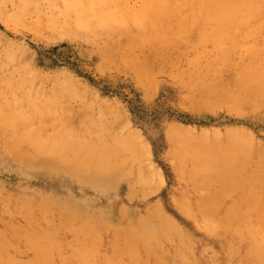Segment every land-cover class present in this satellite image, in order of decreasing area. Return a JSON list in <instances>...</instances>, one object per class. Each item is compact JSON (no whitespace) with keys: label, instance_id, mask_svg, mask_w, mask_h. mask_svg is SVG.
I'll use <instances>...</instances> for the list:
<instances>
[{"label":"rangeland","instance_id":"obj_1","mask_svg":"<svg viewBox=\"0 0 264 264\" xmlns=\"http://www.w3.org/2000/svg\"><path fill=\"white\" fill-rule=\"evenodd\" d=\"M177 1L0 0V93L2 92L0 94V123H2L0 124V127H2L0 128V242L3 244L0 243V257L3 260H0L2 262L0 264H5L6 261H9V264H21L22 262L16 263L19 260L24 261L22 264H46L45 262L48 264L49 261L52 264H82V260L86 256H88L86 260L90 264H126L130 259V254L131 257H134L129 251V242L126 239L127 232L115 237L114 228L112 227L115 225L127 226L128 222H132L134 225L138 223L145 224L149 228L154 226L158 230L153 232L154 240L149 250L138 247L137 257H135L136 264H169V262L170 264H199L200 262L202 264H255V258L250 253L249 240L246 238V232L242 229L243 222L253 221L255 217L251 211L247 215L244 214L245 212L244 215H241L240 212L245 211L247 207L245 203L244 205L242 201H239L241 192H235L234 195L231 194V197L230 195L226 196L224 202L223 198L211 199L213 197L210 196L209 192L205 193L206 191L196 189L194 191L188 181L178 175L180 162H178L177 155L179 150L180 153L186 151L185 154L188 151V155L195 153L194 146L198 151L196 153L201 150V152H204L206 148L211 150L214 155H220L223 152L222 149H225L229 143L236 139L237 144L240 146L242 143L245 148L242 153L246 155L248 154L247 150H249V157L251 158L250 160L248 158L250 162H248L242 174L250 173L256 166L259 169L260 166L263 168L264 90L261 87L264 84L259 82L258 84L256 80L264 76V0H225V3L222 2L223 0L221 2L218 0V4L214 3V5L215 0ZM220 3L222 4L219 5ZM201 7H204V9ZM259 7L260 9H258ZM209 9L212 10H210L209 15H206ZM236 9L238 11L242 9L240 15H238L240 11L238 13V11H235ZM216 10L218 11L216 12ZM219 12L222 15H219ZM215 13L218 17L216 16L214 20ZM232 13L235 15L231 16ZM197 17H199V20L196 19ZM227 17H234L235 19L229 21L230 19ZM190 20L193 23L195 20L199 23L193 24ZM184 23L187 27L183 26ZM187 23L192 27L188 28ZM212 28L214 31L211 30V32L210 29ZM225 28L228 32L230 31L227 35L224 34L228 33ZM260 79L258 81H261ZM240 85L244 88H240ZM246 85H250L251 88L247 87L250 90L254 88V91L253 89L250 92L249 89L246 91ZM66 91H68L67 95ZM70 92L72 93L70 94ZM239 93L242 94L238 97H242L239 99L240 103L237 102L239 101L237 99ZM255 96H257L256 99ZM234 98L237 100L232 101L235 100ZM40 99L42 104L39 102ZM254 99L255 101L258 99V106L252 104L256 103ZM260 99L263 102L259 101ZM239 104L242 105L239 106ZM236 105L239 106H237L238 110H235ZM231 107H234L233 110L243 113L235 112ZM240 108L244 111H241ZM8 109L10 110L8 111ZM101 116L103 119L105 118L104 123ZM17 118L19 123L16 120ZM19 118H22V120ZM63 118L64 120H62ZM87 120H89L88 124L86 123ZM35 122L39 125L36 126ZM110 125H112L110 129L112 133L109 131ZM100 126L105 131L107 129L113 137L119 133L115 137L118 142L115 138L112 140L107 132L99 128ZM64 129H67L68 132ZM175 130L178 132L176 136L173 134L177 133ZM16 131L19 132L17 137L18 132L16 133ZM86 132H90V134L92 132L93 135L96 132V137H99L98 139L95 136V138L91 137L93 135ZM104 132L108 139L109 136L111 137L112 141L109 139L110 143L114 141L113 148L118 149L120 145L122 150L112 149V145L107 139V142L111 145L110 148L108 147L109 144H106V146L105 143L103 144L107 149L109 148L110 152L120 153L121 151L126 153L118 154L117 158L115 157L116 153L115 155L110 154L113 162L114 159L116 160V165L115 162L114 164L111 163L112 159H106L109 160L108 162L111 161L110 168H106V171L111 169V172L109 171L111 174L108 171H104L105 173L100 172L95 166L92 167V169L99 172V176L96 173L99 178H107L106 180L110 181H113L114 178L115 180L114 187H107L102 192L96 191L90 184L81 183L69 171L59 169L60 163L55 160L57 157L54 156V159L48 158L49 155L52 154L53 156L56 153L48 152L46 147L43 148L49 139L52 145L53 143L62 144L61 146L58 144L59 147H56L60 150L64 146L61 148L63 151L67 147L64 145L65 143L73 141V145L76 146L77 140L81 136L86 138L88 135L98 141L103 138ZM183 133L185 134L183 135ZM69 134L71 138L68 136ZM75 134L79 137L78 139ZM112 134H115V136ZM181 134L183 137H180H182L181 140L184 138V143L180 141L179 135ZM56 135L59 137L63 135L64 137L62 136L60 139ZM85 135L86 137H83ZM241 135L243 140H240ZM47 136L49 137L47 138ZM103 136L106 139V136ZM21 137L28 140L25 141ZM56 137L58 141L60 139V142L57 141ZM134 137L137 138L134 139ZM176 137L179 140H176L177 145L174 143ZM187 137L188 140L191 137V141L194 139V143L196 142L191 145L190 149L188 147L191 141L189 140L190 143L187 142ZM62 138L72 140L69 139L70 141L64 142ZM244 138L250 141L247 142L248 140L246 141ZM75 139L77 140L75 141ZM17 141H22L26 145H28V141L30 144L32 141L33 143H42L40 144L44 150L42 153L44 152L43 155L47 158L43 157L41 153L40 159H38L39 156H34L38 161L33 162L34 159L27 162L30 159L20 155L24 154L23 152L15 151L14 149H17V146L13 148V143L16 142L14 145H17ZM134 141H136L134 145L138 144L137 147L135 146L138 150L132 148ZM124 142H126V145ZM180 142L183 145L178 144ZM115 143L118 146L114 145ZM25 144L23 145L25 146ZM202 144L203 147L205 146L204 150L201 147ZM204 144H207L208 147ZM67 145L70 146L71 143ZM73 145L70 148H73ZM124 146H126V149ZM105 147L104 153L106 152ZM209 147L211 148L208 149ZM247 147L248 149H246ZM145 148L149 151L146 152ZM261 150L263 156L260 155ZM138 152L140 153L137 154ZM85 153L86 151L83 150L80 155L89 158V160L94 159L93 154H88L87 157V153ZM104 153L101 150L102 156ZM147 153H150V155H146ZM123 154H126V157H123L125 156ZM24 156H27L26 152ZM127 156L129 157L128 162H126ZM103 157L106 158V156ZM120 157H123V159L121 158L123 161ZM259 158L263 163L260 160V166H258ZM92 160L91 162L94 163ZM132 160H135V162ZM120 162L121 164L117 165ZM132 162L133 167L131 166ZM47 164L51 165L50 168L54 167V170L45 167ZM120 165L125 166L126 169ZM112 166H118V168ZM119 166L121 167L120 170L122 171L123 168V173L128 175H124L123 179L122 175L118 174V172L123 174L119 171ZM249 166L252 167L251 170ZM136 167L138 168L136 169ZM112 168L114 170L118 169V172L116 170L114 172ZM89 169L87 171H91L90 173L96 171ZM131 169L132 171H130ZM138 169L143 170L139 172ZM127 171L128 173H126ZM262 171V175H264V170L262 169ZM100 173H103V175L101 176ZM139 173L141 174L139 175ZM109 175L110 177H108ZM141 175L147 176L149 181L147 177L145 179ZM119 176L120 179H118ZM140 180L141 183H139ZM262 181L261 187H264V176ZM143 185L146 186L143 187ZM262 189L264 191V188ZM263 191L262 195H264ZM254 194L257 196L259 191L256 190ZM257 197L263 198L261 202L264 204V197ZM258 199L257 203L260 200ZM43 201H46V203H42ZM181 203L187 207L185 210ZM61 204H66L78 214H85L96 222V227L89 231L86 239L82 232L75 231L72 228L73 225L67 220V216L62 212V214L60 213L62 211ZM262 204L260 206L257 204L260 210H264ZM39 205L42 208H39ZM228 205L229 209H232L227 211L226 214ZM241 205L242 210L240 209ZM44 206L50 207L49 211H47L48 209L44 211ZM214 207H219L221 210L218 208L216 213L217 210ZM121 209L123 212H121ZM200 209H212L210 212L213 219L215 218L214 220L222 223V225L219 226V223H217L218 225L212 226L211 221L203 220ZM28 210L31 211L29 213L32 215L31 218ZM260 210H255V212L264 215V211ZM50 211L53 212L50 213ZM86 211L88 214H86ZM44 212L50 214L46 213L47 217L45 218V215L43 216ZM57 212H59V215ZM40 216L44 218L40 220ZM104 217H106V220ZM43 219L48 220L46 222L48 223L47 226ZM208 225L210 226L208 227ZM15 227L19 229L17 230ZM214 227L218 229H214ZM192 228L194 231L191 230ZM162 230L170 236L162 234ZM46 231L51 232L52 235ZM46 234L52 237L48 236L49 238H46ZM55 236L57 237L55 238ZM89 237L91 238L89 239ZM206 238L210 239L207 240ZM44 239L51 240L53 244L56 242L52 246L58 249L56 253L46 254L47 251L43 249ZM39 241L40 243H38ZM83 241H86L85 244ZM92 242L96 245H89ZM116 243L119 245L117 246ZM81 245L86 251L84 257L80 255ZM87 247L88 249H85ZM217 247L219 248L217 249ZM50 256H52V259ZM139 258H143V262H140L141 259ZM11 260L13 261L11 262ZM86 260L84 259L87 263Z\"/></svg>","mask_w":264,"mask_h":264},{"label":"bare ground","instance_id":"obj_2","mask_svg":"<svg viewBox=\"0 0 264 264\" xmlns=\"http://www.w3.org/2000/svg\"><path fill=\"white\" fill-rule=\"evenodd\" d=\"M212 1H214V0H212ZM233 1V0H232ZM231 1V2H232ZM240 1H242V0H240ZM251 1V0H250ZM253 1V0H252ZM171 2H172V0H171ZM177 2H181V1H177ZM207 2V1H206ZM217 2H219L218 0H215V2H213V5H214V3H216V4H218ZM220 2H221V0H220ZM222 2H224L225 3V0H223ZM249 2V1H248ZM258 2V1H257ZM260 2V1H259ZM210 3H211V1H210ZM209 3V4H210ZM224 3H223V5H224ZM228 3V2H227ZM230 3V2H229ZM194 4H195V2H194ZM222 3H220L219 5H221ZM240 4V2L238 3V5ZM247 4V3H246ZM205 5H206V3H205ZM205 5H203V6H205ZM222 5V6H223ZM241 5V4H240ZM240 5H239V7H240ZM251 5V4H250ZM262 5V4H261ZM260 5V6H261ZM199 6V5H198ZM232 6V5H231ZM243 6V5H242ZM245 6V5H244ZM252 6H253V4H252ZM200 7V6H199ZM198 7V8H199ZM212 7H214V6H212ZM219 7V6H218ZM235 7V6H234ZM236 7H238V6H236ZM202 9H204V7H201ZM211 8V7H210ZM228 8V7H227ZM230 8V7H229ZM243 9H244V7H242ZM208 9V8H207ZM214 9V8H213ZM219 9V8H218ZM222 9V8H221ZM247 9H250V8H247ZM247 9H245L246 11H247ZM258 9H260V7L258 8ZM257 9V10H258ZM195 10H196V8H195ZM210 10H212V9H209V11L208 10H206V11H208V13H206V15L208 14H210L209 12H210ZM229 10V9H228ZM231 10V9H230ZM242 10V9H241ZM241 10H239L240 11V13H239V11H238V9H236L235 11L237 12L238 11V15H240L241 14ZM251 10L253 11V9L251 8ZM218 10H216V12H217ZM221 11V10H220ZM234 11V12H235ZM245 11V12H246ZM256 11V10H255ZM254 11V12H255ZM200 12V11H199ZM198 12V13H199ZM205 12V11H204ZM203 12V13H204ZM214 12H215V9H214ZM248 12V11H247ZM196 13V12H195ZM220 13V12H219ZM218 13V14H219ZM223 13V12H222ZM225 13H226V11H225ZM230 13V12H229ZM242 13H244V12H242ZM216 14V13H215ZM233 14V13H232ZM231 14V16H234L235 14H233L232 15ZM199 15V14H198ZM201 15H202V13H201ZM205 15V16H206ZM212 15V14H211ZM219 15H222L221 13L219 14ZM238 15H237V17H238ZM245 15V14H244ZM195 16V15H194ZM217 16V14L214 16V20H215V17ZM243 16V15H242ZM203 17V15L201 16V18ZM212 17V16H211ZM211 17H209V18H211ZM218 17V16H217ZM220 17V16H219ZM199 17H197L196 19L197 20H199L198 19ZM206 18V17H205ZM204 18V19H205ZM207 18H208V16H207ZM227 18H229V17H227ZM192 19H193V16H192ZM230 20L229 21H231V19H235L234 17L233 18H229ZM189 20V19H188ZM187 20V21H188ZM200 20H202V19H200ZM226 20V19H225ZM191 21V20H190ZM223 22H225L224 20H222ZM228 21V22H229ZM192 22V21H191ZM190 22V23H191ZM218 22V21H217ZM220 22V21H219ZM235 22V21H234ZM189 23V22H188ZM187 23V25H189ZM193 23V22H192ZM196 23H199V22H197L196 20H195V22L193 23V24H196ZM208 23V22H207ZM230 23V22H229ZM233 23V22H232ZM231 23V24H232ZM186 23H184L183 24V26L185 25ZM213 24V23H212ZM218 24V23H217ZM221 24H222V22H221ZM233 24H235V23H233ZM210 25V24H209ZM219 25V24H218ZM186 26V25H185ZM222 26V25H221ZM228 26V25H227ZM187 27V26H186ZM192 27V26H191ZM190 27V25L188 26V28H191ZM209 27V26H208ZM225 27V26H224ZM229 27V26H228ZM231 27V26H230ZM195 28V27H194ZM220 29L222 28V27H219ZM187 29V28H186ZM186 29H185V31H186ZM220 29H219V31H220ZM231 29V28H230ZM148 30V29H147ZM211 30H213V28L212 29H210V31ZM225 30L227 31V29L225 28ZM131 31V30H130ZM187 31H188V29H187ZM190 31V30H189ZM214 31V30H213ZM225 31V32H226ZM178 32V31H177ZM192 32H193V30H192ZM191 32V33H192ZM212 32V31H211ZM221 32V31H220ZM228 32V31H227ZM230 32V31H229ZM229 32L228 33H224V34H229ZM172 33V32H171ZM187 33V32H186ZM215 33H216V31H215ZM222 33V32H221ZM184 34V33H183ZM212 34V33H211ZM186 35V34H185ZM209 35H210V33H209ZM215 35V34H214ZM184 36V35H183ZM216 37H217V35H215ZM152 37V36H151ZM164 37V36H163ZM181 37H182V34H181ZM188 37H189V35H188ZM210 37V36H209ZM167 38L169 39V37L167 36ZM207 38V37H206ZM211 38V37H210ZM124 39V38H123ZM161 39V38H160ZM164 39V38H163ZM212 39V38H211ZM165 40H166V37H165ZM175 40H177V39H175ZM210 40V39H209ZM150 41V40H149ZM202 41V40H201ZM204 41V40H203ZM153 42V41H152ZM205 42H207V41H205ZM170 46V45H169ZM113 52V51H112ZM7 76V75H6ZM262 76V75H261ZM3 77V76H2ZM263 77L264 76H262V77H259V79L261 80V81H258L259 79H257L256 80V82L258 83H263L264 84V81L262 82V79H263ZM5 78V77H4ZM152 78V77H151ZM254 82H255V80H254ZM255 82V83H256ZM254 83V84H255ZM258 83V84H259ZM61 85V84H60ZM251 85V84H250ZM250 85H246V91L249 89L248 87H250ZM252 85H253V83H252ZM3 86V85H2ZM248 86V87H247ZM254 86H257V85H254ZM253 86V87H254ZM259 86V85H258ZM257 86V87H258ZM264 86V85H263ZM261 87V88H263V90H264V87ZM19 88V87H18ZM238 88V87H237ZM240 88H244V87H241V85H240ZM251 88V87H250ZM256 88V87H255ZM1 89V88H0ZM3 89V88H2ZM253 89V91H254V88H252ZM252 89L250 90H248L249 92L250 91H252ZM18 90V89H17ZM240 90V89H239ZM256 90V89H255ZM15 91V90H14ZM26 91V90H25ZM37 91V90H36ZM43 91V90H42ZM52 91V90H51ZM244 91H245V89H244ZM261 91H262V89H261ZM7 92V91H6ZM29 92V91H28ZM38 92V91H37ZM67 92L68 91H66V95H67ZM78 92V91H77ZM2 93V92H1ZM0 93V94H1ZM14 93V92H13ZM44 93V92H43ZM42 93V94H43ZM72 92H70V94H71ZM211 93H212V91H211ZM5 94V93H4ZM9 94V93H8ZM7 94V95H8ZM38 94V93H37ZM210 94V93H209ZM241 93H239L238 94V96H237V99L239 100V99H241V98H238V97H240L239 95H240ZM244 94H246V93H244ZM248 94V93H247ZM253 94V93H252ZM257 94H258V92H257ZM16 95V94H15ZM213 95V94H212ZM236 95V94H235ZM242 95V94H241ZM260 95H261V93H260ZM264 95V94H263ZM262 95V96H263ZM12 96V95H11ZM26 96V95H25ZM34 96V95H33ZM37 96V95H36ZM35 96V97H36ZM49 96V95H48ZM58 96V95H57ZM74 96V95H73ZM209 96V95H208ZM230 96H232V94H230ZM9 97V96H8ZM43 97H44V95H43ZM69 97H70V95H69ZM83 97V96H82ZM256 97L257 96H255L254 98L256 99ZM6 98V97H5ZM51 98H52V96H51ZM61 98H63L62 96H61ZM232 98V97H231ZM236 98V97H235ZM234 98V99H235ZM245 98H247V97H245ZM20 99V98H19ZM53 99H54V97H53ZM83 99V98H82ZM237 99H235V100H232V101H236ZM249 99V98H248ZM247 99V101H249ZM255 99H254V102H256V103H252L253 105H257L258 103V99L255 101ZM13 100V99H12ZM33 100V99H32ZM41 100V99H40ZM44 100H45V98H44ZM50 100V99H49ZM81 100V99H80ZM228 100V99H227ZM18 101V100H17ZM29 101L31 102V100L29 99ZM45 101H47V100H45ZM56 101V100H55ZM67 101V100H66ZM85 101V100H84ZM225 101H226V99H225ZM259 101H261V102H263V100H259ZM10 102V101H9ZM34 102V101H33ZM39 102H41L40 104H42V100L41 101H39ZM50 102V101H49ZM230 102H231V100H230ZM230 102H228V103H230ZM237 102H239L240 103V100L239 101H237ZM250 102H252V101H250ZM17 103V102H16ZM37 103H38V101H37ZM44 103V102H43ZM55 103V102H54ZM65 103V102H64ZM222 103V102H221ZM227 103V102H226ZM233 103V102H232ZM15 104V103H14ZM31 104H32V102H31ZM48 104V103H47ZM53 104V103H52ZM231 104V103H230ZM236 104V103H235ZM246 104H248V103H246ZM251 104V103H250ZM2 105H3V103H2ZM13 105V104H12ZM11 105V106H12ZM27 105V104H26ZM44 105V104H43ZM46 105V104H45ZM233 105H234V103H233ZM242 105V104H241ZM240 104H239V106H241ZM259 105V104H258ZM257 105V106H258ZM38 106V105H37ZM232 106V105H231ZM238 105H236V108H235V110H238L237 108L239 107H237ZM243 106H245L244 104H243ZM250 106H252V105H250ZM45 107V106H44ZM249 107V106H248ZM25 108V107H24ZM33 108V107H32ZM87 108V107H86ZM228 108V107H227ZM232 108V107H231ZM234 108V107H233ZM233 108H232V110H233ZM243 108V107H242ZM242 108H240L241 109V111H244V110H242ZM258 108V107H257ZM4 109H6V108H4ZM56 109V108H55ZM64 109V108H63ZM239 109V110H240ZM244 109H246V108H244ZM10 109H8V111H9ZM31 111H32V109H30ZM40 110V109H39ZM79 110V109H78ZM235 110H233V111H235ZM55 111V110H54ZM70 111V110H69ZM252 111V110H251ZM258 111V110H257ZM6 112V111H5ZM23 112V111H22ZM21 112V113H22ZM57 112V111H56ZM55 112V113H56ZM59 112V111H58ZM57 112V113H58ZM88 112V111H87ZM106 112H107V110H106ZM112 112V111H111ZM235 112H240V111H235ZM8 113V112H7ZM10 113H12V112H10ZM24 113H25V111H24ZM24 113H22V114H24ZM34 113V112H33ZM51 113V112H50ZM240 113H243V112H240ZM15 114V113H14ZM13 114V115H14ZM18 114H20V113H18ZM36 114V113H35ZM40 114V113H39ZM245 114V113H244ZM7 115H9V114H7ZM15 115H17V114H15ZM25 115V114H24ZM28 115V114H27ZM60 115V114H59ZM71 115V114H70ZM35 116H37V115H35ZM42 116V115H41ZM8 117V116H7ZM25 117V116H24ZM115 117V116H114ZM10 118H12V117H10ZM27 118V117H26ZM77 118V117H76ZM87 118V117H86ZM19 119H21L22 120V118H19ZM28 119H29V117H28ZM30 119H31V117H30ZM34 119H35V117H34ZM42 119V118H41ZM84 119V118H83ZM93 119V118H92ZM105 119V118H104ZM104 119L102 118V116H101V120H103V123H104ZM113 119V118H112ZM8 121L10 120L9 118L7 119ZM17 120V122L19 123V121H18V118L16 119ZM23 120H24V118H23ZM62 120H64V118L62 119ZM79 120V119H78ZM94 120H96V119H94ZM100 120V121H101ZM72 121V120H71ZM74 121V120H73ZM88 121L89 120H87V124H88ZM90 121H91V119H90ZM15 122V121H14ZM24 122H25V120H24ZM38 122V121H37ZM96 122V121H95ZM98 122H99V120H98ZM82 123V122H81ZM103 123H101V125H103ZM0 124H2V123H0ZM35 124H36V122H35ZM38 124V123H37ZM37 124H36V126H37ZM40 124H42V123H40ZM74 124V123H73ZM98 124V123H97ZM39 125V124H38ZM75 125V124H74ZM7 126V125H6ZM9 126V125H8ZM7 126V127H8ZM11 126V125H10ZM91 126V125H90ZM111 126L112 125H110V128H109V131H110V129H111ZM7 127H5V128H7ZM21 127V126H20ZM29 127V126H28ZM35 126L33 125V128H34ZM65 127V126H64ZM102 126H100L99 128L102 130L103 128H101ZM103 127L104 128H106L105 127V125H103ZM122 127V126H121ZM0 128H2V127H0ZM27 128V127H26ZM32 128V127H31ZM99 128H97V129H99ZM120 128V127H119ZM127 128V127H126ZM8 129V128H7ZM24 129H25V127H24ZM63 129V128H62ZM71 129V128H70ZM122 129V128H121ZM172 129V128H171ZM177 129V128H176ZM1 130V129H0ZM18 130H19V128H18ZM21 130V129H20ZM33 130H35V129H33ZM57 130H58V128H57ZM61 130V129H60ZM65 130V129H64ZM67 130V129H66ZM65 130V131H66ZM73 130V129H72ZM80 130V129H79ZM94 130H95V128H94ZM100 130V132H102ZM104 131H105V129H103ZM124 130V129H123ZM8 131H9V129H8ZM93 131V130H92ZM96 131V130H95ZM99 131V130H98ZM114 131V130H113ZM119 131V130H118ZM134 131V130H133ZM176 131V130H175ZM18 131H16V133H17ZM31 132H33L32 130H31ZM61 132V131H60ZM66 132H68V131H66ZM66 132H65V134H66ZM80 132V131H79ZM81 132H82V129H81ZM105 132H107V134H109V132L107 131V129H106V131ZM104 132V133H105ZM115 132V131H114ZM113 132V133H114ZM120 132V131H119ZM171 132V131H170ZM174 132V131H173ZM177 132V131H176ZM230 132V131H229ZM83 133V132H82ZM81 133V134H82ZM86 133H89L90 134V132H86ZM96 132H94V135L92 134V132H91V134L93 135V136H91V137H96V134H95ZM103 133V135H105L106 136V133L104 134ZM110 133H112L111 131H110ZM115 133H117V132H115ZM128 133V132H127ZM131 133H133V132H131ZM243 133V132H242ZM241 133V134H242ZM6 134H7V130H6ZM55 134H56V132H55ZM61 134V133H60ZM68 134V133H67ZM78 134V133H77ZM80 134V133H79ZM90 134V135H91ZM98 134V133H97ZM99 134H101V133H99ZM134 134H135V132H134ZM137 134V133H136ZM173 134H175V136H176V134H178V132L177 133H173ZM185 133H183V135H184ZM17 135H19V132H18V134H16V137H17ZM35 135H37V134H35ZM47 135V134H46ZM58 135H59V133H58ZM58 135H56L57 137H59ZM63 135H64V133H63ZM62 135V136H63ZM76 135V134H75ZM74 135V136H75ZM83 135V134H82ZM90 135H88L87 137H86V135L85 136H83V137H86V138H82V136L80 137V139H78L79 137L76 135L75 137L78 139H75V141L77 140V145L76 146H74L73 145V141H70V140H72L73 139V137H72V139H70L71 138V135L69 134L68 136L70 137V138H68V139H66V140H64L63 138V140H64V142H68V141H70V142H68L69 143V145H70V143H71V147H72V145L74 146L73 148H70V146H68L67 144L68 143H65L64 145L65 146H67V147H65L64 149H63V151L61 150V148H63V147H61L60 148V150H59V148H57V147H59L58 146V144L57 143H53V145L50 143V140L48 139V143H45V146L43 147V148H45L46 147V149L48 150V152H55L56 153V155H53L52 156V154L51 155H49V159L50 158H53L54 156L55 157H57L58 159H59V161H58V159L56 158L55 160H57V162H59L58 164H59V169H62L63 171L64 170H66V171H69L73 176H76V178L81 182V183H84V184H90L92 187H93V189H95L96 191H98V192H102V191H104L107 187H111V186H113V184L115 185V180H114V178H113V181H110V180H106L107 178H105V179H101V177L99 178L98 176H99V172H97V170L96 169H92V167H94L95 166V168H97L100 172H103V173H105L104 171H106V168H110V166H111V164H110V162H108L109 160H111L112 159V162L111 163H113L114 164V162L116 161L115 159H114V162H113V158H110V156L112 155V154H114L115 155V153L116 152H114V153H112V152H110V150H109V148H110V146L112 145V149H117V148H113V143H114V141H113V143H110L112 140H113V138H115V137H117L118 135H119V133L115 136V134H112V135H114L115 137H113V136H111V134H109L111 137H112V140L110 139L111 137L109 136V139L111 140V141H109V139H108V137L106 136V139L104 138V136L102 135V137L103 138H101V140H98V141H96L97 139H98V137L99 136H97L96 138V140H94V139H92V138H90ZM243 135V134H242ZM241 135V136H242ZM245 135H247V134H245ZM61 136V137H62ZM128 136V135H127ZM134 136V135H133ZM139 136V135H138ZM180 136H182V134L181 135H179V138H180V141L181 142H183L184 143V138L181 140V138L183 137H180ZM204 136V135H203ZM233 136V135H232ZM240 136V137H241ZM23 137V136H22ZM21 137V138H22ZM29 137V136H28ZM49 136H47V138H48ZM57 137H56V139H57ZM61 137H59L60 139H61ZM64 137V136H63ZM74 137V138H75ZM90 139H89V138ZM94 137V138H95ZM101 137V136H100ZM237 137V136H236ZM25 138V137H24ZM34 138H35V136H34ZM39 138V137H38ZM43 138V137H42ZM46 138V139H47ZM88 138V140H90V141H88V140H86ZM123 138V137H122ZM130 138V137H129ZM128 138V139H129ZM137 138V137H136ZM135 137H134V139H136ZM171 138V137H170ZM177 138V139H176ZM175 138V142L174 143H176L177 141H179L178 140V137H176ZM190 139V141L192 140L191 139V137H189ZM13 139H15V138H13ZM23 139V138H22ZM32 139V138H31ZM37 139V138H36ZM60 139H59V141H58V139H57V141L58 142H60ZM70 139V140H69ZM100 139V138H99ZM103 139H105V140H103ZM107 139H108V142L111 144H109L108 142H107ZM116 139V138H115ZM119 139V138H118ZM140 139H142L141 137H140ZM186 139V138H185ZM216 139H217V137H216ZM244 139H246V138H244ZM248 139H250L249 137H248ZM248 139H246V141L248 140ZM18 140H20V139H18ZM23 140H25V139H23ZM28 140V139H27ZM27 140H25V141H27ZM30 140V139H29ZM33 140V139H32ZM43 140V139H42ZM45 140V139H44ZM51 140H52V138H51ZM54 140V142H56V140L55 139H53ZM62 140V141H63ZM93 140V141H92ZM117 140V139H116ZM120 140H122L121 138H120ZM131 140V139H130ZM129 140V141H130ZM177 140V141H176ZM187 140H188V137H187ZM187 141V142H189L190 143V141ZM199 140H201V139H199ZM198 140V141H199ZM203 140H204V138H203ZM239 140V139H238ZM240 140H243V136H242V138L240 139ZM16 141V140H15ZM37 141V140H36ZM62 141H61V143H62ZM99 141H101V142H99ZM105 141V142H104ZM126 141H128V140H126ZM137 141V140H136ZM136 141H134V143H133V145L135 144V142ZM223 141V140H222ZM237 140L235 139V140H233V142L232 143H229L226 147H225V149H222V153L220 154V155H214L213 153H211L212 151L211 150H207L206 148H205V146L203 147V144H202V149L203 148H205V150H204V152H201V151H199V153H196V151H197V149H195L196 148V146H194V151H195V153H192L191 155H188V151H187V154H185V152L186 151H184V153H180V150H179V154L177 155V158H178V162H180V169H179V176H180V178H182V179H184L185 181H188V183H189V185L190 186H192L193 187V189H194V191H195V189L196 190H198V191H206L205 193H207V192H209L210 193V196L211 197H213V198H211V199H222V200H224V198L226 197V196H229L230 195V197H231V194H233V193H235V192H241L240 193V196H239V201H242L243 202V204L245 203L246 204V210L245 211H242V212H240L241 213V215L244 213V214H246L247 215V213H249V211H251V212H253L254 213V217H255V221L253 220V221H250V222H243L244 224H243V226H242V229L246 232V238L249 240V249H250V253H251V255L255 258V264H264V215L262 214V215H260L259 213L260 212H255V210H257V211H259L260 209L258 208L261 204H262V202H261V200L263 199L262 197H264V195H262L261 193H262V191H263V189L262 188H264L263 186L261 187V185H262V179H263V176L264 175H262L263 174V171H262V169L264 170V162L262 163V160H261V158H259V160H258V166H260V160H261V163L263 164L262 166H263V168L260 166V169L259 168H257V166L255 167V169L253 168L252 169V167L250 168V166H249V168H250V170L252 169V171L250 172V173H248V174H246L245 172V174L246 175H243L242 174V172H243V170L247 167V164H248V162H250V161H248V158H249V160L251 159L250 157H249V150H247L248 151V154H246L245 155V153H242V150H243V152L245 151V148L242 146L243 144L241 143L240 144V146L237 144V142H236ZM250 140H248L247 142H249ZM18 142V141H17ZM45 142H46V140H45ZM97 142V143H96ZM116 142H118V140L116 141ZM132 142H133V140H132ZM181 142L180 143H178V144H181ZM203 142V141H202ZM201 142V143H202ZM205 142H206V140H205ZM209 142V141H208ZM244 142V141H243ZM16 143V142H15ZM15 143H13V148H15L14 146H17V149L15 148L14 150L15 151H19V152H23L24 154H25V152H26V154H27V156H24V154H20V155H23V157H26V158H29L30 160H27V162L28 161H33L34 159V161L33 162H36V161H38V159H40V154L42 153V151H44L43 150V148L40 146V144H42V143H40V144H38L37 142V144L36 143H33V141H32V143L30 144V142L28 141V145H26L25 143H22V141L20 142H18L17 143V145H14ZM75 143V144H76ZM103 143H105V146H106V144L108 145L109 144V148L107 149V147H105L104 146V144ZM121 143V142H120ZM125 143V145H126V142H124ZM128 143V142H127ZM137 143H139V142H137ZM183 143L181 144V145H183ZM194 143V139H193V141H191V144H190V146L188 147L189 149H190V147H191V145H194L193 144ZM223 143V142H222ZM240 143V142H239ZM245 143V142H244ZM23 144H25V146H27V147H25ZM30 144V145H29ZM55 144H57V145H55ZM143 144V143H142ZM251 144V143H250ZM44 145V144H43ZM60 145V144H59ZM62 145V144H61ZM60 145V146H61ZM114 145H117V143H115ZM124 145V144H123ZM122 145V146H123ZM128 145V144H127ZM132 145V146H133ZM137 145L138 144H136V145H134L132 148H134L135 150L137 149L138 150V148H136L137 147ZM170 145V144H169ZM176 145H177V143H176ZM189 145V144H188ZM204 145H207V144H204ZM217 145V144H216ZM57 146V147H56ZM105 147V149H106V152L104 153V147ZM118 146V145H117ZM117 146H115V147H117ZM136 146V147H135ZM172 146H173V144H172ZM198 146H199V144H198ZM212 146H215V145H212ZM218 146V145H217ZM242 146V147H241ZM247 146V145H246ZM245 146V147H246ZM248 146H250V145H248ZM12 147V146H11ZM119 147H120V145H119ZM118 147V149H117V151H119V149L121 150V147L119 148ZM125 147V149H126V146H124ZM179 147H180V145H179ZM185 147V146H184ZM193 147V146H192ZM200 147V146H199ZM207 147H208V145H207ZM251 148H252V144H251V146H250ZM128 148H129V146H128ZM172 148H174V147H172ZM188 148H186V150H188ZM211 147H209L208 149H210ZM221 148H222V144H221ZM241 150V153H240V150ZM251 148H249V149H251ZM11 149V148H10ZM122 149H124V148H122ZM134 149H133V151H134ZM146 150V152H148L149 151V149H147V148H145ZM200 149V148H199ZM198 149V150H199ZM214 149H216V148H214ZM213 149V150H214ZM218 149H220V148H218ZM237 149V150H236ZM246 149H248V147L246 148ZM83 150H85L86 151V155H87V157H88V154L90 155V154H93L95 157H93V155H91V157H93L94 159L92 160L91 159V157H90V159L92 160V161H94V163H92L91 162V160H89V158H85V156H82V155H80L81 154V151H83ZM101 150H103V153H104V155L103 156H106V158L105 157H103L102 155H101ZM109 150V151H108ZM129 150V149H128ZM174 150V149H173ZM175 150H176V148H175ZM46 151V150H45ZM112 151V150H111ZM122 151V150H121ZM120 151V153H116V155H115V157L117 158V155L118 154H121V153H126V152H121ZM124 151V150H123ZM130 151V150H129ZM132 151V152H133ZM139 151H140V149H139ZM191 151H192V149H191ZM193 151V152H194ZM264 151V150H263ZM48 152H46L47 154H49ZM89 152V153H88ZM110 152V153H109ZM143 152V151H142ZM198 152V151H197ZM201 152V153H200ZM215 152V151H214ZM259 152V151H258ZM18 153V152H17ZM54 153V154H55ZM112 153V154H111ZM140 152H138L137 154H139ZM191 153V152H190ZM44 154V152L42 153V155ZM111 154V155H110ZM130 154H132L131 152H130ZM150 155V153H147L146 155ZM172 154V153H171ZM176 154V153H175ZM123 155H125V156H123V157H126V154H123ZM134 155V154H133ZM133 155H131V156H133ZM136 155V154H135ZM148 155V156H149ZM174 155V154H173ZM250 155H251V153H250ZM260 155H262V150H261V154ZM37 156H39L38 157V159L36 160V158L35 157ZM121 156V155H120ZM130 156V155H129ZM139 156V155H138ZM147 156V157H148ZM263 156V155H262ZM22 157V158H23ZM43 157H46L47 158V156H44L43 155ZM113 157V156H112ZM123 157H120V159L122 158L123 159ZM134 157V156H133ZM132 157V158H133ZM139 157H141V156H139ZM146 157V156H145ZM253 157H255V156H253ZM26 158H23V159H25L26 160ZM110 158V159H109ZM128 156H127V161L126 162H128L129 160H128ZM256 158H257V156H256ZM54 159V158H53ZM105 159V161H103ZM106 159H109L108 161L106 160ZM121 159V160H122ZM126 159V158H125ZM124 159V160H125ZM133 159H135V157L133 158ZM145 159V158H144ZM255 159V158H254ZM264 159V158H263ZM41 160H42V158H41ZM47 160V159H46ZM119 160V159H118ZM140 160V159H139ZM45 161V160H44ZM123 161V160H122ZM132 161H134L135 162V160H132ZM142 161H143V159H142ZM49 162V161H48ZM53 162V161H52ZM103 162H105V163H103ZM118 162V161H117ZM138 162H141V161H138ZM254 162H255V160H254ZM29 163H32V162H29ZM28 163V164H29ZM253 163V162H252ZM94 164V165H93ZM104 164H105V166H104ZM108 164H110L109 166H108ZM119 164H121V162L120 163H118L117 165H119ZM126 163L124 162V165H125ZM132 164H133V162L131 163V166H132ZM142 164H143V162H142ZM175 164V163H174ZM255 164V163H254ZM93 165V166H92ZM115 165H116V162H115ZM250 165V164H249ZM50 166L51 165H49V164H47L45 167H47L48 169H51V170H54L53 168H50ZM54 166V165H53ZM121 166V165H120ZM119 166V167H120ZM126 166V165H125ZM125 166H121V167H125ZM138 166H140L139 164H138ZM146 166V165H145ZM113 167V166H112ZM115 167V166H114ZM113 167V168H114ZM117 168H118V166H116ZM115 167V168H116ZM121 167L119 168V171L120 172H122L123 173V171H124V169L122 168V171L120 170L121 169ZM133 167V166H132ZM89 168H91L92 170H96L95 172H93V173H90L89 171H87V170H90ZM112 168V170H114ZM138 167H136V169H137ZM144 168H146V167H144ZM125 169H126V167H125ZM111 170V169H110ZM109 169L107 170L108 171V173H109V171H110ZM117 172H118V169H115ZM114 170V172H116ZM139 170V169H138ZM137 170V171H138ZM141 170H143V169H141ZM141 170H139V172H141ZM146 170V169H145ZM152 170V169H151ZM248 170V169H247ZM87 171V172H86ZM106 171V172H107ZM129 171V170H128ZM128 171L126 172V173H128ZM130 171H132V169L130 170ZM89 172V173H88ZM111 172V171H110ZM113 172V173H114ZM96 173H98L97 175H96ZM103 173L101 174L100 173V175L102 176L103 175ZM132 173V172H131ZM150 173V172H149ZM109 174H111V173H109ZM118 174L121 176L122 175V179H123V176L124 175H127V174H121V173H119L118 172ZM117 174V175H118ZM130 174V173H129ZM141 173H139V175H140ZM148 174V173H147ZM158 174H159V172H158ZM105 175H107V174H105ZM149 175V174H148ZM113 176V175H112ZM120 176H119V178L118 179H120ZM128 176V175H127ZM141 176H144V175H141ZM150 176V175H149ZM108 177H110V175L108 176ZM125 177V176H124ZM145 177V176H144ZM147 177V176H146ZM146 177H145V179H146ZM153 177V176H152ZM138 179V178H137ZM152 179V178H151ZM158 180H159V177L157 178ZM139 180V179H138ZM142 180V179H141ZM141 180H140V182L139 183H141ZM144 180V179H143ZM142 180V181H143ZM147 180L149 181V179H148V177H147ZM117 182V181H116ZM145 182H146V180H145ZM144 183V182H143ZM148 183V182H147ZM179 183V182H178ZM117 184V183H116ZM30 185V184H29ZM138 185V184H137ZM162 185V184H161ZM185 185V184H184ZM186 185H187V183H186ZM12 186V185H11ZM144 186H146V185H143V187ZM258 186V187H257ZM114 187V186H113ZM191 187V188H192ZM256 187H257V189H256ZM29 188V187H28ZM190 188V189H191ZM10 189V188H9ZM14 189V188H13ZM12 189V190H13ZM6 190H8V189H6ZM11 190V189H10ZM177 190V189H176ZM256 190H258L259 191V194H257V196H261V198L262 199H260V197H257L254 193H256ZM262 190V191H261ZM261 191V192H260ZM1 192V191H0ZM12 192V191H11ZM18 192V191H17ZM37 192V191H36ZM3 193V192H2ZM15 193V192H14ZM20 193V192H19ZM201 193V192H200ZM204 193V192H203ZM203 193H202V195H203ZM258 193V192H257ZM177 194V193H176ZM179 194V193H178ZM263 194H264V191H263ZM33 195V194H32ZM197 195V194H196ZM206 195V194H205ZM234 195V194H233ZM28 197V196H27ZM257 197V198H256ZM227 198H229V197H227ZM260 200H259V199ZM9 199V198H8ZM60 199H62V198H60ZM198 199V198H197ZM256 199V200H255ZM257 199L259 200L258 201V203H257ZM11 200V199H10ZM222 200H221V206H222ZM229 200V199H228ZM118 201V200H117ZM144 201V200H143ZM198 201H199V199H198ZM122 202H124V201H122ZM201 202V201H200ZM203 202H204V200H203ZM206 202V201H205ZM224 202H225V200H224ZM12 203V202H11ZM42 203H46V201H43ZM210 203V202H209ZM261 203V204H260ZM25 204H27L26 202H25ZM30 204V203H29ZM28 204V205H29ZM127 204V203H126ZM218 204V206H219V203H217ZM224 204V203H223ZM231 204V203H230ZM229 204V205H230ZM244 204V205H245ZM259 206H258V205ZM3 205V204H2ZM36 205H38V204H36ZM41 205V204H40ZM39 205V206H40ZM90 205V204H89ZM137 205V204H136ZM229 205L227 206L228 207V210L226 209V214H227V211H231V209H229ZM233 205V204H232ZM262 205H264V204H262ZM117 206V205H116ZM181 206L183 207V209L185 210L187 207L183 204V203H181ZM189 206V205H188ZM237 206V205H236ZM239 206V205H238ZM25 207V206H24ZM27 208H28V206H26ZM210 207V206H209ZM220 207V206H219ZM218 207V208H219ZM241 207H242V205L240 206V209H241ZM262 207V206H261ZM260 207V208H261ZM19 208V207H18ZM39 208H42L41 206L39 207ZM43 208H45V210L44 211H46V209H48L47 211H49V208L50 207H46V206H44ZM52 208V207H51ZM55 208V207H54ZM100 208H101V205H100ZM123 208V207H122ZM141 208V207H140ZM205 208V207H204ZM213 208V207H212ZM215 208V207H214ZM218 208H215L217 211H216V213L218 212ZM243 208V207H242ZM263 208H264V206H263ZM3 209V208H2ZM20 209V208H19ZM56 209V208H55ZM61 209H62V211H60L59 209V211H60V213L62 212L64 215H66L67 216V220L73 225V227L72 228H74L75 229V231L77 230V231H79V232H82L83 233V235H84V238L86 239V236L89 234V231L92 229H94L95 227H96V222L94 221V220H92V218L91 217H88L87 215H85V214H78L76 211H74V210H72L70 207H68L66 204H61ZM220 209V208H219ZM259 209V210H258ZM30 210V209H29ZM28 210V214L29 213H31V211H29ZM38 210V209H37ZM41 210V209H40ZM210 210H212V209H210ZM210 210H207V209H203V210H201L200 209V215H201V218L203 219V220H209V221H211V224H212V226L214 225H218L217 223H219L218 221H215L214 219H213V217H212V213L210 212ZM221 210V209H220ZM242 210V209H241ZM262 210V212L264 211L263 209H261ZM260 210V211H261ZM53 212V211H52ZM51 211H50V213H52ZM87 212V211H86ZM121 212H123L122 211V209H121ZM127 212H129V211H127ZM140 212V211H139ZM180 212V211H179ZM197 212H199L198 210H197ZM212 212H214V211H212ZM46 213H49V212H46ZM46 213L44 212V214H43V216L45 215V218L47 217L46 216ZM49 213V214H50ZM59 212H57V214H58ZM61 213V214H62ZM84 213V212H83ZM95 213V212H94ZM103 213H105V212H103ZM86 214H88V212L86 213ZM123 214V213H122ZM161 214V213H160ZM243 214V215H244ZM40 215V214H39ZM59 215V214H58ZM57 215V216H58ZM124 215V214H123ZM183 215V214H182ZM220 215V214H219ZM55 216V215H54ZM159 216V215H158ZM161 216V215H160ZM29 217L31 218L32 217V215L31 214H29ZM59 217V216H58ZM61 217V216H60ZM63 217V216H62ZM101 217H103V215H101ZM123 217V216H122ZM217 217V216H216ZM10 218V217H9ZM42 218H44V217H42V216H40V220L42 219ZM105 218V220H106V217H104ZM219 218V217H218ZM52 219V218H51ZM61 219V218H60ZM108 219V218H107ZM160 219V218H159ZM25 220V219H24ZM31 220V219H30ZM32 220H33V218H32ZM31 220V221H32ZM47 219H43V221H45V224H46V226L48 225V223H46V222H48V220L46 221ZM54 220H55V218H54ZM66 220V221H67ZM195 220V219H194ZM237 220V219H236ZM248 220V219H247ZM250 220V219H249ZM49 221H51V220H49ZM130 221V220H129ZM146 221V220H145ZM221 221V220H220ZM223 221V220H222ZM24 222V221H23ZM26 222V221H25ZM31 223V222H30ZM52 223V222H51ZM164 223V222H163ZM190 223V222H189ZM205 223V222H204ZM210 223V222H209ZM236 223V222H235ZM23 224V223H22ZM27 224H28V222H27ZM32 224V223H31ZM42 224V223H41ZM66 224V223H65ZM67 224H69V223H67ZM191 224V223H190ZM189 224V225H190ZM166 225H167V223H166ZM220 225H222V223H219V226ZM233 225V224H232ZM240 225H242V224H240ZM71 226V225H70ZM170 226V225H169ZM210 225H208V227H209ZM219 226H217L218 228H219ZM61 227H63V226H61ZM68 227V226H67ZM151 228H149V226L147 225V227H146V225L145 224H140V223H138L137 225H134V223H132V222H128L127 223V226L126 225H122V227H120V226H114V227H112V228H114V236L115 237H117L119 234L121 235V234H123V232H127V237H126V239H127V241L129 242V251H130V253H132L133 255H134V257H131V254H130V259L128 260V262L126 263V264H136V258L135 257H137V255H136V252H138L137 251V249H139L138 247H141L142 249H148L149 250V248H150V245H151V243L153 242V240H154V233L153 232H157L158 230L156 229V227H154V226H150ZM193 227V226H192ZM15 228H17V227H15ZM42 228V227H41ZM50 228V227H49ZM108 228V227H107ZM218 228H215L214 227V229H218ZM19 228H17V230H18ZM51 229V228H50ZM53 229V228H52ZM213 229V231H215ZM231 229V228H230ZM230 229H229V231H230ZM239 229V228H238ZM97 230V229H96ZM177 230V229H176ZM191 230H193L194 231V229L192 228ZM9 231V230H8ZM13 231V230H12ZM167 231V230H166ZM197 231H199V230H197ZM218 231V230H217ZM219 231H221V230H219ZM23 232H25V231H23ZM46 232H49V231H46ZM56 232V231H55ZM55 232H53V233H55ZM58 233H59V231H57ZM70 232V231H69ZM107 232V231H106ZM196 232V231H195ZM227 232V231H226ZM81 233V234H82ZM94 233H95V231H94ZM98 233V232H97ZM166 232L164 231V230H162V234H164V235H167V234H165ZM190 233V232H189ZM198 233V232H197ZM205 233V232H204ZM211 233H212V229H211ZM218 233V232H217ZM4 234V233H3ZM2 234V235H3ZM41 234V233H40ZM48 234H51V232H49ZM57 234V233H56ZM61 234V233H60ZM68 234V233H67ZM77 234V233H76ZM76 234H75V236H76ZM126 234V233H125ZM219 234V233H218ZM1 235V236H2ZM24 235H25V233H24ZM39 235V234H38ZM38 235H37V237H38ZM52 235V234H51ZM51 235H47L46 234V238H49L48 236H51ZM66 235V234H65ZM94 235V234H93ZM169 235V234H168ZM167 235V236H168ZM181 235V234H180ZM187 235V234H186ZM209 235V234H208ZM227 235V234H226ZM6 236V235H5ZM170 236V235H169ZM192 236V235H191ZM206 236V235H205ZM27 237H29L28 235H27ZM33 237V236H32ZM52 237V236H51ZM57 236H55V238H56ZM60 237V236H59ZM96 237V236H95ZM98 237V236H97ZM190 237V236H189ZM198 237V236H197ZM196 237V238H197ZM202 237V236H201ZM209 237V236H208ZM226 237V236H225ZM3 238V237H2ZM17 238V237H16ZM41 238V237H40ZM40 238H39V240H40ZM83 238V239H84ZM91 237H89V239H90ZM94 238V237H93ZM104 238V237H103ZM168 238V237H167ZM180 238V237H179ZM1 239V238H0ZM18 239H19V237H18ZM29 239V238H28ZM27 239V240H28ZM42 239V238H41ZM109 239H110V237H109ZM113 239H114V237H113ZM194 239V238H193ZM193 239H192V241H193ZM207 240H209L208 238H206ZM221 239V238H220ZM26 240V241H27ZM45 241H43L45 244L43 245V249L44 250H46L47 251V253L46 254H54V253H56L57 251L56 250H58V249H56L55 247H52V246H54V244H56V242H54V244L51 242V240L49 241V240H47V239H44ZM119 240V239H118ZM118 240H117V242H118ZM180 240H181V238H180ZM202 240H204V239H202ZM206 240V241H207ZM218 240V239H217ZM222 240V239H221ZM33 241V240H32ZM31 241V242H32ZM36 241V240H35ZM37 241H38V239H37ZM74 241V240H73ZM94 241V240H93ZM191 241V240H190ZM215 241H216V239H215ZM220 241V240H219ZM13 242V241H12ZM22 242V241H21ZM42 242V241H41ZM50 242H51V244H50ZM72 242V241H71ZM86 242V241H85ZM85 242L83 241V243L85 244ZM98 242V241H97ZM197 242V241H196ZM210 242V241H209ZM224 242L226 243V241L224 240ZM1 244H2V242H0ZM38 243H40V241L38 242ZM75 243V242H74ZM83 243H80V244H83ZM182 243V242H181ZM211 243V242H210ZM213 243V242H212ZM217 243V242H216ZM222 243V242H221ZM236 243V242H235ZM8 244V243H7ZM28 244V243H27ZM91 244H93V242L92 243H90L89 245H91ZM95 244V243H94ZM93 244V245H94ZM102 244V243H101ZM117 244V243H116ZM201 244V243H200ZM214 244V243H213ZM212 244V245H213ZM3 245V244H2ZM38 245V244H37ZM88 245V243L86 244V246ZM96 245V244H95ZM119 244H117V246H118ZM208 245V244H207ZM11 246V245H10ZM35 246V245H34ZM58 246H60V245H58ZM85 246V247H86ZM182 246H183V243H182ZM215 246V245H214ZM219 246V245H218ZM222 246V245H221ZM224 246V245H223ZM40 247V246H39ZM93 247V246H92ZM104 247V246H103ZM213 247V246H212ZM242 247V246H241ZM95 248V247H94ZM140 248V249H141ZM175 248V247H174ZM198 248V247H197ZM219 247H217V249H218ZM223 248V247H222ZM43 249H41V250H43ZM85 249H88V247L87 248H85ZM93 249V248H92ZM118 249V248H117ZM216 249V248H215ZM225 249V248H224ZM60 250V249H59ZM76 250V249H75ZM240 250H242V249H240ZM15 251V250H14ZM36 251V250H35ZM142 251V250H141ZM179 251V250H178ZM191 251V250H190ZM217 251V250H216ZM40 252V251H39ZM59 252V251H58ZM78 252V251H77ZM115 252V251H114ZM149 252V251H148ZM185 252V251H184ZM5 253V252H4ZM60 253V252H59ZM79 253V252H78ZM80 255H81V257H84V256H86V251L84 250V248H83V246L81 245V248H80ZM94 253V252H93ZM113 253V252H112ZM118 253L120 254V251L118 250ZM140 253V252H139ZM150 253V252H149ZM169 253V252H168ZM219 253V252H218ZM42 254V253H41ZM146 254H147V252H146ZM221 254V253H220ZM29 255V254H28ZM79 255V254H78ZM80 255H79V257H80ZM215 255V254H214ZM44 256H47V257H49L48 255H44ZM94 256V255H93ZM148 256V255H147ZM38 257V256H37ZM52 256H50V258H51ZM87 257L88 256H86L84 259L86 260L87 259ZM122 257V256H121ZM195 257V256H194ZM245 257V256H244ZM9 258V257H8ZM16 258H17V256H16ZM22 258V257H21ZM25 258V257H24ZM27 258V257H26ZM39 258V257H38ZM191 258V257H190ZM205 258V257H204ZM23 259V258H22ZM52 259V258H51ZM57 259V258H56ZM65 259V258H64ZM63 259V260H64ZM80 259H83V258H80ZM84 259L82 260V264H90V262H88V260H86L87 261V263L84 261ZM90 259V258H89ZM139 259H141V260H139L140 262H143L142 260H143V258H139ZM182 259H183V257H182ZM181 259V260H182ZM199 259V258H198ZM0 260L1 261H3L2 260V258L0 257ZM14 260V259H13ZM13 260H11V262L13 261ZM16 260V259H15ZM30 260V259H29ZM96 260V259H95ZM159 260V259H158ZM219 260V259H218ZM236 260V259H235ZM0 261V262H1ZM17 261V260H16ZM28 261V260H27ZM45 261H47V260H45ZM151 261V260H150ZM160 261V260H159ZM182 261H184V260H182ZM201 261V260H200ZM206 261V260H205ZM216 261V260H215ZM18 262H22V263H24V261H21V260H19V261H17L16 263H18ZM51 261H49V263H50ZM53 262V261H52ZM83 262H85V263H83ZM119 262H121L120 260H119ZM187 262V261H186ZM185 262V263H186ZM2 263V262H1ZM21 263V264H22ZM46 264H47V262H45ZM48 263V264H49ZM94 263V262H93ZM107 263H109V262H107ZM165 263V262H164ZM174 263H175V261H174ZM201 264H202V262H200ZM199 263V264H200ZM5 264H9V261L7 262H5ZM15 264V263H14ZM19 264V263H18ZM50 264H52V263H50ZM63 264V263H62ZM95 264V263H94ZM110 264V263H109ZM114 264V263H113ZM125 264V263H124ZM138 264V263H137ZM156 264H158V263H156ZM162 264V263H161ZM169 264H170V262H169ZM171 264H173V263H171ZM176 264V263H175Z\"/></svg>","mask_w":264,"mask_h":264}]
</instances>
